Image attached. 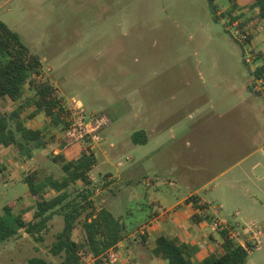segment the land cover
Returning <instances> with one entry per match:
<instances>
[{
	"label": "rangeland",
	"instance_id": "1",
	"mask_svg": "<svg viewBox=\"0 0 264 264\" xmlns=\"http://www.w3.org/2000/svg\"><path fill=\"white\" fill-rule=\"evenodd\" d=\"M252 1L213 0L211 7L209 0H0V20L42 61L36 80L54 86L65 110L78 106L109 120L91 149L90 140L69 144L66 129L36 113L29 85L19 100L1 101L2 113L19 112L17 120L41 130L46 145L31 143L25 152L0 145V212L13 204L15 214L32 220L35 203L25 178L62 179L56 156L71 161L88 149L97 159L92 185L79 181L69 189L71 198L88 190L95 211L111 209L126 236L84 264H169L151 255L162 234L185 242L197 262L220 251L221 231L228 228L221 221L240 232L234 241L250 249L247 264H264V72L257 74L264 66V20ZM140 91L148 115L165 129L161 141L144 126L145 116L131 113L136 106L140 115ZM177 124L172 137L170 127ZM137 132L149 142L134 143ZM47 192V198L56 194ZM194 192L221 208H215L218 218L204 211L210 217L195 224L184 212L183 228L171 232L158 229L166 217L152 223ZM84 217L76 241L84 237ZM64 225L63 215L53 214L36 235L21 232L0 244V264L32 258L61 264L63 255L51 249Z\"/></svg>",
	"mask_w": 264,
	"mask_h": 264
},
{
	"label": "trees",
	"instance_id": "2",
	"mask_svg": "<svg viewBox=\"0 0 264 264\" xmlns=\"http://www.w3.org/2000/svg\"><path fill=\"white\" fill-rule=\"evenodd\" d=\"M209 3L212 7L213 0H209ZM251 8L257 11L260 19L264 20V0H253ZM237 17L233 18V22ZM214 19L217 21V16H214ZM42 67L41 59L30 51L19 34L0 21V103L5 99L13 102L19 100L25 86L29 85L35 91L36 113L43 112L48 124L67 129L68 123L64 118L67 110L57 97L54 86L49 82L36 80L42 73ZM263 72L264 66L257 70L258 75ZM15 119V128H12L10 122ZM17 119L19 112L7 115L0 110V145L4 147L14 145L22 152H25V145L31 143L39 148L45 147V136L42 131L27 128ZM140 136L139 133L134 134V142L146 143V138L142 140ZM55 160L62 163L65 172L62 179L53 176L39 178L36 174H30L25 178L35 203L32 220L28 221L22 214H15L13 204L5 206L0 212V244L17 237L21 232L36 235L47 227L53 214H62L65 225L57 235V240L51 249L52 253L55 256L63 255L61 264H84L87 258L98 261L100 256L125 238V224L108 209L95 211L88 190L71 198L73 192L69 189L79 181L86 188L92 185L90 173L96 165L93 151L83 150L76 160L67 161L61 154L56 156ZM48 189L56 192L51 198L46 196ZM188 201L194 205L195 213L191 217L194 223L200 224L210 217L208 214L203 216L206 206L200 205L197 197L192 196ZM83 215H85L82 220L84 237L76 241L73 233ZM221 236L223 242L220 251L210 253L201 261L192 260L193 253L186 244L165 235L157 238L152 256L162 258L169 264H247L250 249L237 244L229 237L226 230L221 231ZM28 264L49 263L42 258H32Z\"/></svg>",
	"mask_w": 264,
	"mask_h": 264
},
{
	"label": "crops",
	"instance_id": "3",
	"mask_svg": "<svg viewBox=\"0 0 264 264\" xmlns=\"http://www.w3.org/2000/svg\"><path fill=\"white\" fill-rule=\"evenodd\" d=\"M9 0H5V2L3 4H6L8 3ZM1 21V20H0ZM3 22V21H2ZM9 26V25H8ZM10 27V26H9ZM11 28V27H10ZM12 29V28H11ZM13 30V29H12ZM14 31V30H13ZM128 103V101H126ZM138 110H140V115H137L136 113V106L134 108L131 109V113H133L136 117L138 118H141V116H145L146 117V120L143 121L144 123V126L147 127V128H151L152 131H151V134L155 135L156 138H157V141H161L162 139V136L164 135V132H165V129L161 130V122H159L157 120V122L155 121H152V115L150 114V116L148 115V109H147V104H146V99H145V96L144 94L142 93V91H140V98L138 100ZM130 106V104L128 103V107ZM160 120V119H159ZM161 121V120H160ZM178 124L175 125V126H172L170 127V133L172 135V137L174 136L175 137V133L178 131L179 127L177 128ZM139 133L141 136L140 138L142 140H144L146 138V142H149V139L147 138V135L145 132H137ZM136 134V133H134ZM133 134V136H134ZM133 136H132V140H133ZM134 141V140H133ZM135 143V142H134ZM137 144V143H136ZM141 144V143H140ZM116 145L114 143L110 144V152L112 154H115L116 153ZM82 153V152H81ZM81 155V154H80ZM113 156V155H112ZM80 157V156H79ZM78 157V158H79ZM96 157V156H95ZM77 158V159H78ZM128 161H132L133 160V157L130 156V158H127ZM76 160V159H75ZM97 161V159H96ZM96 165H97V162H96ZM95 165V166H96ZM119 165L121 166L122 163L120 162ZM94 166V167H95ZM129 171V170H128ZM110 179H115V177L112 175H110ZM130 182V181H128ZM111 187V186H110ZM192 196H195L197 197V200L199 201V204L200 205H203V206H206V208L203 210L204 211H211L213 213H215V215L217 216L218 218V215L219 213L221 212V208L220 207H212V205H210L207 201H205L199 193L197 192H194V193H190L189 195L185 196L184 198H182L179 202L173 204L170 209H168L166 212L160 214L159 216L157 215V217L152 221V223L155 221V220H158L160 217H166L168 220H166L167 222L164 223L163 225H161V227H159L158 229L159 230H162V231H166V230H169L170 232L173 230H181L183 228L182 225H180V221H179V216L182 214V213H187L188 214V219H191V217L194 215L195 213V209H194V205L192 202L188 201L189 198H191ZM184 204L187 205V208H183ZM181 207V208H179ZM215 208H218L219 210V213L215 211ZM108 210L112 213L111 209L108 208ZM238 213V212H237ZM114 215V213H112ZM240 213L236 214V216H239ZM116 218L117 216L114 215ZM192 221V219H191ZM220 222V221H219ZM251 224H255V222H252L250 221ZM196 224V223H195ZM201 224V223H200ZM238 224H240L238 222ZM164 235V234H162ZM160 235V236H162ZM159 236V237H160ZM167 236V235H165ZM158 237V238H159ZM222 237V236H221ZM170 238V237H169ZM212 238V236H211ZM173 239V238H172ZM214 239V238H213ZM216 239V238H215ZM214 239V240H215ZM215 241H218L217 239ZM219 242V241H218ZM223 242V240L221 242H219L220 246H221V243ZM185 243V242H183ZM154 249V248H153ZM152 249V250H153ZM152 250H151V255H152ZM213 253V252H212ZM210 254V253H209ZM209 254L205 255L204 257H202L200 260L198 261H201L202 259H204L206 256H208ZM198 255H199V252H198ZM153 257V256H152ZM153 258H156V257H153Z\"/></svg>",
	"mask_w": 264,
	"mask_h": 264
},
{
	"label": "built area",
	"instance_id": "4",
	"mask_svg": "<svg viewBox=\"0 0 264 264\" xmlns=\"http://www.w3.org/2000/svg\"><path fill=\"white\" fill-rule=\"evenodd\" d=\"M67 114H69L66 118L68 126L64 136L69 144H79L86 140H90L92 149L93 143H98L101 139L100 131L109 125V120L103 115H87L78 106L67 110ZM220 223L228 227L224 230L228 232V235L232 240L238 239L240 232H237L233 228L227 226L225 222L221 221ZM251 225L255 226V224ZM260 247L261 245L259 244V248Z\"/></svg>",
	"mask_w": 264,
	"mask_h": 264
}]
</instances>
